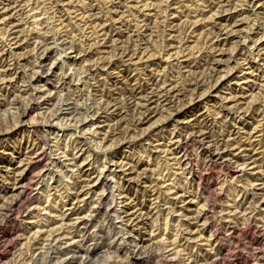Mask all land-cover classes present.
<instances>
[{"label": "rangeland", "instance_id": "1", "mask_svg": "<svg viewBox=\"0 0 264 264\" xmlns=\"http://www.w3.org/2000/svg\"><path fill=\"white\" fill-rule=\"evenodd\" d=\"M0 264H264V0H0Z\"/></svg>", "mask_w": 264, "mask_h": 264}, {"label": "bare ground", "instance_id": "2", "mask_svg": "<svg viewBox=\"0 0 264 264\" xmlns=\"http://www.w3.org/2000/svg\"><path fill=\"white\" fill-rule=\"evenodd\" d=\"M133 101H134V100H133ZM104 102H105V101H104ZM146 107H147V106H146ZM73 108H74V107H73ZM26 113H27V110L23 111L22 114L25 115ZM187 137H188V136H187ZM185 141H186V138H181V139H180V143H181V145H182V143L184 144ZM178 142H179V141H178ZM183 146H184V145H183ZM185 147H187V146H185ZM182 148H183V147H182ZM183 150H184V152H183V154H182L181 157H182V159H183L184 162L188 163V162H189V154L185 151V149H183ZM183 150H182V151H183ZM32 152H33V151H32ZM36 153H37V152H36ZM206 154H207V157H208V156H209L210 158L214 157L215 154H216V153H215V149H211V150H208V149H207V150H206ZM35 165H36V164H35ZM190 165H191V164H190ZM190 165H189V166H190ZM29 167H30V164H29L28 162L24 164V166H23V168H22V174L20 173V174H21V177H20L19 181L22 182V181L25 179V175H27V174H26V171L28 170ZM16 179H17V178H16ZM16 179H15V180H16ZM195 179H196V178H195ZM19 186H20V188H21L20 191H21V193H22V190L24 189V182H23V184L21 183ZM19 186H18V187H19ZM21 193H20V194H21ZM18 197H19V196H18ZM16 198H17V197H16ZM19 198H20V197H19ZM19 198H17L16 201H15V199H14L15 202H13V203L11 202V201H12V200H11L10 203H9V205L7 206V210H8L9 208H11V207H12L17 201H19ZM7 204H8V203H7ZM16 206H17V205H16ZM4 207L6 208V206H4ZM13 207H14V206H13ZM9 211H10V210H9ZM9 211H8V212H9ZM8 212H7V213H8ZM5 213H6V212H5ZM2 216H3V215H2ZM2 219H3V218H2Z\"/></svg>", "mask_w": 264, "mask_h": 264}]
</instances>
